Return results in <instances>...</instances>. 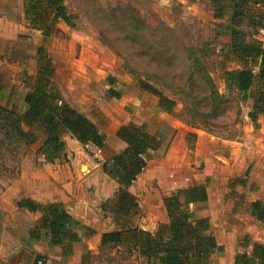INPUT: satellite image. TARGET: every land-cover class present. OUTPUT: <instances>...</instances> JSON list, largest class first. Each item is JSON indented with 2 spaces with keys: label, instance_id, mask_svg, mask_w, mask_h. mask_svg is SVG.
<instances>
[{
  "label": "rangeland",
  "instance_id": "1",
  "mask_svg": "<svg viewBox=\"0 0 264 264\" xmlns=\"http://www.w3.org/2000/svg\"><path fill=\"white\" fill-rule=\"evenodd\" d=\"M64 4L72 14L71 23L54 20L45 0L40 6L45 14L35 20L41 24L37 27L26 18L23 0H0V103L9 102L22 112L29 90L46 89L88 109L104 132L126 119L124 97L137 96L145 98L147 109L135 118L147 119L145 128L156 135L167 138L178 115L197 125L189 124L191 147L200 144L199 137L239 141L249 123L261 158L258 167L264 170V112L257 113L256 121L248 119L259 82L246 97L236 88H225L221 74L241 63L233 52L227 53L225 45L232 39L227 17L215 15L211 0H64ZM262 10L254 7L251 18L240 25L247 37L258 35L251 24L259 20ZM209 76L227 95L219 108ZM142 81L176 98L175 112L155 111L153 103L159 96L142 90ZM114 87L120 95L110 91ZM41 140L22 149L16 159L0 148V248L22 258L30 257L36 214L17 203L27 191L28 180L36 178L44 163H51L39 150ZM67 140L69 150L53 162L73 167L72 159L77 165L93 159L103 164L86 143L76 137ZM206 143L204 139L202 146ZM205 165L202 161L201 167ZM116 205L112 202L110 208L117 209ZM237 213L232 221L239 226L237 241L244 251L246 239L264 238V223L255 224L256 233L244 232L245 214ZM99 257L110 258L108 264H144L126 249L109 248Z\"/></svg>",
  "mask_w": 264,
  "mask_h": 264
},
{
  "label": "crops",
  "instance_id": "2",
  "mask_svg": "<svg viewBox=\"0 0 264 264\" xmlns=\"http://www.w3.org/2000/svg\"><path fill=\"white\" fill-rule=\"evenodd\" d=\"M23 4L26 16V0H23ZM142 88L149 92L148 89ZM116 89L114 87L110 91L119 92ZM124 99L126 119L114 125L113 129H104L103 132L106 135L102 146L103 157L107 160L128 146V142L118 134L123 125L134 122L145 128L148 123L147 119L143 121L142 118H135L147 109L145 98L126 96ZM155 101V111L163 115L173 114L178 106L177 102L172 111H167L159 104V98ZM69 103L82 113L85 112L84 114L97 125V121L88 114V109ZM25 107L27 108V103ZM248 119L252 121L249 116ZM171 125L172 131L167 138L145 128L148 133L157 137L160 145L147 149L144 155L147 164L132 184L125 188L127 194L121 191L122 186L118 180L110 176L99 161L92 159L77 165L72 159L73 167L59 162L44 163L45 167L40 168L36 178L33 175V178L28 180V188L22 198L30 197L44 203L61 201L74 218L93 231L81 230L82 239L73 244L72 252L64 253L61 245L49 243L43 229L42 236L39 239L33 237L28 246L29 258L16 256L0 248V264H39L41 258L44 262L40 264H108L111 259H99V255L109 248L132 251L144 264H155L141 254L133 243L103 244L102 235L106 232H126L136 227L155 234L160 224L169 220L164 197L178 188L198 183H207L209 198L206 201L191 203V208L195 216L210 218L211 227L208 233L215 235L220 246L207 264H236L235 257L240 251L237 241L239 226L232 220L238 216L237 212L245 214L246 222L242 223L244 232L256 233L255 224L264 223L256 217L252 205L256 200L264 202V170L260 171L258 167L261 158L256 150L258 145L252 141L253 133L249 123L239 141H219L215 136L199 137L200 144L197 147L189 145L190 133L193 130L185 118L178 115ZM99 130L102 131L100 128ZM68 137L74 139L75 136L72 132L64 135L66 148L63 155L69 150ZM204 139L207 140L205 147L202 146ZM202 161L206 164L204 167H201ZM242 174L244 175L241 176ZM112 202L117 204V209L110 208ZM104 203H107L105 208ZM231 205L234 206L232 209ZM24 208L35 213L36 220L41 216L39 210ZM255 237L264 241V238ZM229 242L234 245H229ZM246 249L250 250L251 246Z\"/></svg>",
  "mask_w": 264,
  "mask_h": 264
},
{
  "label": "trees",
  "instance_id": "3",
  "mask_svg": "<svg viewBox=\"0 0 264 264\" xmlns=\"http://www.w3.org/2000/svg\"><path fill=\"white\" fill-rule=\"evenodd\" d=\"M45 0H26V18L41 27L37 20L45 12L40 10ZM216 6L215 15L227 17V27L232 39L226 43L227 53L233 52L240 67L225 69L221 74L226 89L236 88L243 96L253 90L259 82V91L255 97L253 110L249 112L252 121H256L257 113L264 112V0H211ZM53 12L54 20L62 18L68 23L72 14L67 10L64 0H46ZM263 8L259 20L251 24L258 33L247 37V31L239 28L247 18H251L252 9ZM210 91L218 100L217 108L227 101L225 92H221L209 76ZM141 86L159 96V104L167 111H172L177 100L167 96L153 84L142 81ZM1 88V79H0ZM114 95L119 92L114 91ZM27 108L19 111L9 102L0 103V148L16 159L22 149L41 140L40 151L47 161L53 162L61 156L66 148L64 135L72 134L81 142H92L103 146L106 135L84 113L72 106L68 101L46 89L29 90L25 95ZM188 124L198 127L189 120ZM119 136L128 142V146L120 153L103 163L104 170L116 178L122 186L121 191L127 194L126 187L141 173L147 164L144 156L149 147H157L160 141L155 135L148 133L143 125L131 122L123 125ZM3 153L0 151V155ZM209 198L207 183H198L178 188L164 197L169 220L160 224L153 234L136 227L126 232H106L102 235V243H133L141 254L147 256L155 264H207L211 255L220 248L215 235L208 230L211 221L206 216H195L191 203L206 201ZM29 210L41 211V216L31 228V235L37 239L45 229L51 245H61L64 253L72 252L73 244L82 239L83 229L93 231L80 220L74 218L61 201L40 202L24 197L17 203ZM256 217L264 221V205L261 201L253 202ZM243 246H251L250 250L238 251L236 264H264V241L246 239ZM40 264V263H39Z\"/></svg>",
  "mask_w": 264,
  "mask_h": 264
},
{
  "label": "built area",
  "instance_id": "4",
  "mask_svg": "<svg viewBox=\"0 0 264 264\" xmlns=\"http://www.w3.org/2000/svg\"><path fill=\"white\" fill-rule=\"evenodd\" d=\"M259 31H260V34H263L264 33V28H260ZM86 146L89 147V148H92L93 151H94L95 156L99 157V159H101L103 161V163L107 161V159H104V157H103V147L102 146H98V145H96V144H94L92 142H87ZM39 262L43 263L44 259L41 258L39 260Z\"/></svg>",
  "mask_w": 264,
  "mask_h": 264
},
{
  "label": "water",
  "instance_id": "5",
  "mask_svg": "<svg viewBox=\"0 0 264 264\" xmlns=\"http://www.w3.org/2000/svg\"><path fill=\"white\" fill-rule=\"evenodd\" d=\"M263 60H264V56H263Z\"/></svg>",
  "mask_w": 264,
  "mask_h": 264
}]
</instances>
